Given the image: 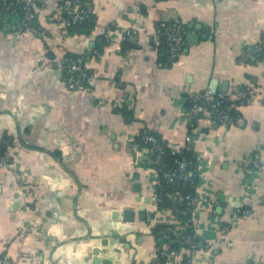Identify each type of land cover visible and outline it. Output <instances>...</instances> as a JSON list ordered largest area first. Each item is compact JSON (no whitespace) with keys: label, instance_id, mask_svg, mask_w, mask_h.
Listing matches in <instances>:
<instances>
[{"label":"crops","instance_id":"0c3cea01","mask_svg":"<svg viewBox=\"0 0 264 264\" xmlns=\"http://www.w3.org/2000/svg\"><path fill=\"white\" fill-rule=\"evenodd\" d=\"M84 1L87 35L63 31L65 0L33 9L43 37L0 26V149L16 163L0 168V264H165L155 229L173 206H159L136 143L144 131L171 151L191 138L199 201L189 227L205 244L173 264H264V54L240 62L264 39V0ZM173 22L184 33L176 62L161 35ZM71 54L90 60L84 92L65 87ZM244 87L257 97L231 111L236 123L186 119L190 95ZM254 155L252 187L240 161Z\"/></svg>","mask_w":264,"mask_h":264},{"label":"built area","instance_id":"2783aa9c","mask_svg":"<svg viewBox=\"0 0 264 264\" xmlns=\"http://www.w3.org/2000/svg\"><path fill=\"white\" fill-rule=\"evenodd\" d=\"M43 4V0H0V26L12 30L17 34L31 33L39 37H43L45 32L41 27L34 25L35 13L34 8ZM19 6V11L16 7ZM63 18L61 27L67 34V28L76 26L89 18V12L84 8L80 0H65L63 6ZM137 31L127 29L124 31L122 40L130 43L136 37ZM162 41L165 46L168 59L176 62L179 58L184 43V33L181 26L175 22L173 25L163 27ZM261 53H264V39L255 44L250 51H244L241 54L240 62L247 63L255 60ZM90 60L85 55L75 57H67L63 70V80L65 87L72 92H84L88 89V84L93 76L90 71ZM255 89L244 87L237 89L232 93H212L205 90L200 93L189 96L188 105L184 110L186 119L190 122L197 123L199 119L205 118L210 126L218 127L226 123H236L240 120L237 113H231L240 105H249L256 101ZM141 141L150 147L144 148L147 158L143 160L145 166L153 170L157 174L156 190L161 189V182L165 184H179L188 182L193 176L192 161L186 158L173 159V165L166 163L164 157L163 144L151 133L144 131L141 135ZM190 136L185 138V143L174 153L182 151H190ZM16 163L8 152L0 151V168L13 169ZM241 168L249 177V185H252V179L260 171V163L258 155L245 157L240 161ZM195 168V167H194ZM250 190V188H248ZM158 194V193H157ZM169 198L174 204L171 216L168 221L167 228L161 232L162 246L158 248V257L165 264H173L178 256L184 252L188 255L196 250L199 245L205 244L203 240H199L193 232H190L188 218L193 207L198 203L199 196L197 194H181L178 190L169 193ZM248 197L250 192H247ZM178 205H184L188 217L179 216L180 211ZM249 214L247 209L243 210L242 216ZM182 215V214H181ZM221 233L226 234L227 229L223 228ZM27 232L24 229L18 231V239L24 241ZM206 246V245H205ZM183 261V264H190V257ZM2 264H15L9 256H3Z\"/></svg>","mask_w":264,"mask_h":264},{"label":"trees","instance_id":"16d2710c","mask_svg":"<svg viewBox=\"0 0 264 264\" xmlns=\"http://www.w3.org/2000/svg\"><path fill=\"white\" fill-rule=\"evenodd\" d=\"M81 3L83 4L84 8L89 12V18L86 19L85 21H83L82 23L76 25V26H72L67 28V34L72 35V34H76V33H82V34H89L92 28V21H93V15L91 14L90 10L88 9V6L86 5V2L84 0H80ZM16 9H18L19 11V6L16 7ZM174 23V22H173ZM173 23H167L165 25H162L161 29H163V27L167 26V25H173ZM34 25L38 26L36 24V22L34 21ZM40 27V26H39ZM163 47L165 49V46L163 44ZM166 50V49H165ZM264 54V53H261ZM76 55H66L65 59L67 57H75ZM152 134V133H151ZM154 135V134H153ZM136 143L139 145H142L143 147H150L147 144H144L143 141H141V138H137L136 139ZM163 151H164V157L166 158V163L170 166L173 165V159L176 158H186L190 161H192L193 163V168L191 169L193 172V176L189 179L188 182H183V183H179V184H165V182H161V189H158V195L160 198L159 201V206L162 208H167L169 206H174V204L172 203V201L169 198V193H172L173 190H178L180 191L181 194H194L195 193V186L197 183V172L195 171V162H194V158L192 156V153L190 151H182L180 153H174L173 151H171L169 148H167L165 145H163ZM0 151H3L0 149ZM178 210L180 211L179 216H181L182 218H187V212L186 211V207L184 205H178L177 206ZM182 214V215H181ZM167 228V226H158L155 231L158 232L160 235L161 232L165 231V229Z\"/></svg>","mask_w":264,"mask_h":264},{"label":"water","instance_id":"95a60500","mask_svg":"<svg viewBox=\"0 0 264 264\" xmlns=\"http://www.w3.org/2000/svg\"><path fill=\"white\" fill-rule=\"evenodd\" d=\"M190 35V34H189ZM191 38H193V35H190ZM191 43H193L194 41H190ZM138 186V185H135V187Z\"/></svg>","mask_w":264,"mask_h":264}]
</instances>
